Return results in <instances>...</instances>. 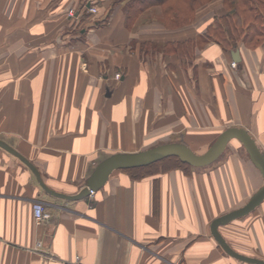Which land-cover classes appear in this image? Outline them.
<instances>
[{"label":"crops","instance_id":"crops-1","mask_svg":"<svg viewBox=\"0 0 264 264\" xmlns=\"http://www.w3.org/2000/svg\"><path fill=\"white\" fill-rule=\"evenodd\" d=\"M129 2L0 0V139L56 192L78 194L114 154L171 142L203 154L233 127L264 152V42L226 51L207 38L223 0L180 26L159 5L130 20ZM188 41L186 59L176 48ZM226 150L213 166L159 165L140 179L117 170L93 196L67 200L0 148V264H249L210 226L264 177L239 140ZM36 201L48 222L36 223ZM220 230L236 251L264 260V202Z\"/></svg>","mask_w":264,"mask_h":264},{"label":"water","instance_id":"water-1","mask_svg":"<svg viewBox=\"0 0 264 264\" xmlns=\"http://www.w3.org/2000/svg\"><path fill=\"white\" fill-rule=\"evenodd\" d=\"M233 139L239 140L245 147L251 161L258 168L264 177V152L258 146L253 136L244 128H228L203 154L194 152L188 145L181 142H171L148 148L136 153L114 154L95 168L87 181V185L76 195L68 196L51 189L44 182L38 168L15 148L0 139V148L21 160L34 173L37 181L43 190L55 197L67 200H79L90 196L91 191L100 190L109 180L110 176L117 170H128L145 167L160 162L169 157H178L185 164L193 167H205L214 163L226 150L228 144ZM264 202V185L259 188L249 199V201L222 216L215 218L211 223V234L220 247L232 258L249 264H264V260L244 255L236 251L226 240L220 228L231 222L246 217L253 213Z\"/></svg>","mask_w":264,"mask_h":264},{"label":"trees","instance_id":"trees-1","mask_svg":"<svg viewBox=\"0 0 264 264\" xmlns=\"http://www.w3.org/2000/svg\"><path fill=\"white\" fill-rule=\"evenodd\" d=\"M214 0H130L126 14L130 20L136 18L143 8L152 5L162 7V14L168 24L180 26L193 24L201 9ZM226 12L216 15L207 31V38L217 41L226 51L238 48L241 41L252 47L262 45L264 42V0H223ZM179 48V47H178ZM177 52L185 58L193 55L195 44L188 41ZM159 165L166 169L171 167H191L179 160L178 157H169L149 166L129 169L137 179L144 178L152 172L158 171Z\"/></svg>","mask_w":264,"mask_h":264},{"label":"built area","instance_id":"built-area-1","mask_svg":"<svg viewBox=\"0 0 264 264\" xmlns=\"http://www.w3.org/2000/svg\"><path fill=\"white\" fill-rule=\"evenodd\" d=\"M91 12L94 14L98 13V9L95 7L91 8ZM233 67H236V63H232ZM117 79L120 78V75L116 76ZM94 191H91L90 196L94 195ZM33 213L34 218L37 224H43L48 222L51 219V214L47 211L46 206L41 201H36L33 205ZM38 246H41V243L38 244Z\"/></svg>","mask_w":264,"mask_h":264},{"label":"rangeland","instance_id":"rangeland-1","mask_svg":"<svg viewBox=\"0 0 264 264\" xmlns=\"http://www.w3.org/2000/svg\"><path fill=\"white\" fill-rule=\"evenodd\" d=\"M223 8V7H222ZM221 7H220V10L222 9ZM228 150V149H227ZM227 150L225 151V153H223L214 163H212L211 165H209V166H213V165H215V164H218V163H220L222 160H223V158L225 157V155L227 154ZM251 198V197H250ZM256 211V210H255ZM254 211V212H255Z\"/></svg>","mask_w":264,"mask_h":264}]
</instances>
